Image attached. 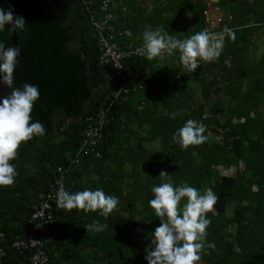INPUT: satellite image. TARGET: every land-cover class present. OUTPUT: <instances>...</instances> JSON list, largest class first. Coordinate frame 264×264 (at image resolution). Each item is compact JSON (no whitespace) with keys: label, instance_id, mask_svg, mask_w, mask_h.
<instances>
[{"label":"trees","instance_id":"trees-1","mask_svg":"<svg viewBox=\"0 0 264 264\" xmlns=\"http://www.w3.org/2000/svg\"><path fill=\"white\" fill-rule=\"evenodd\" d=\"M101 1L0 0V8L26 21L27 31L15 32L13 47L21 55L13 87L39 86L31 122L46 128L44 136L20 145L12 161L16 182L0 187V264H31L35 248L12 242L33 235L30 215L38 195L48 191L60 168L65 190L99 188L120 202L107 219L53 203L51 241L43 244L50 264H147L160 225L148 201L151 188L163 182H187L202 193L211 188L218 197L207 214L205 240L216 247L206 249L199 264H264V48L255 44L264 37V0H150V7L146 0H109L115 15L109 42L120 48L124 42L116 34L128 26L136 36L158 25L181 40L204 30L206 2L230 15L215 32L227 26L235 34L234 40L225 36L218 58L201 62L195 72L183 68L178 52L158 71L152 62L125 59L126 101L124 94L111 95L114 69L99 64L94 22L103 19ZM179 7L188 16L177 15ZM11 37L6 26L0 42L10 47ZM11 91L6 86L1 100ZM101 109L110 120L99 131L100 157L76 155L87 119ZM189 119L206 125L207 140L181 150L173 134ZM161 172L169 176L159 177Z\"/></svg>","mask_w":264,"mask_h":264},{"label":"clouds","instance_id":"clouds-1","mask_svg":"<svg viewBox=\"0 0 264 264\" xmlns=\"http://www.w3.org/2000/svg\"><path fill=\"white\" fill-rule=\"evenodd\" d=\"M193 3L191 2L190 5L193 6ZM211 8H218L221 13L227 15L221 7L212 6L210 2H206L204 11ZM113 9L112 6V13ZM121 9L123 14H126L127 8L122 6ZM179 13L188 16L182 7L176 11L177 15ZM114 17L115 15L113 19ZM113 19L110 21L111 25ZM6 26H10L11 32L27 31L23 17L14 19L11 11L0 8V33L4 32ZM129 27L124 29L127 30L124 37L117 39H122L123 45L129 42L143 44L140 49L143 55L131 57L152 62L154 70L157 71L169 63L170 56L178 52L183 68L187 72H195L201 66V62H212L219 57L225 43V36L235 39L233 30L227 26L221 33L202 30L182 40L159 29L158 25L154 29L149 26L136 36L130 33ZM20 55L21 48H6L5 43L0 42V84L12 89L6 98L0 100V187L11 186L16 182L18 172L12 161L17 158L20 145L34 137H42L46 134V128L41 122H31L34 104L40 98L39 86L25 83L22 89L13 87L16 79L14 70L18 66ZM174 63L178 62L174 61ZM148 73H150L149 70L145 69V78L149 77ZM123 74L125 86L129 91L124 61ZM113 90L114 85H112L111 95ZM144 106L145 102L141 101L138 108L143 109ZM170 118L175 119L176 114L171 113ZM206 130V125L202 122L189 119L173 134V140L181 150H187L190 146L201 145L207 140ZM168 176L165 172L159 175V177ZM151 192L154 198L149 200L148 204L154 210L155 216L159 218L160 225L152 233V248L145 256L147 264H199L201 254L205 253L206 249L215 250L216 247L214 243H205V240L208 235L206 230L211 224L207 214L213 211L218 200L217 195L211 188L205 189L202 193L187 182L180 185L163 182L154 185ZM119 202L117 196L108 195L99 188L94 191L85 189L70 192L60 187L56 199L57 206L62 209L68 211L77 209L86 213L98 212L105 219L118 207Z\"/></svg>","mask_w":264,"mask_h":264},{"label":"built area","instance_id":"built-area-1","mask_svg":"<svg viewBox=\"0 0 264 264\" xmlns=\"http://www.w3.org/2000/svg\"><path fill=\"white\" fill-rule=\"evenodd\" d=\"M101 9L104 12L103 19L94 22V28L99 34L100 43V56L99 64H107L114 69V75L108 76L111 79L114 90L112 95L116 98L120 94H124L121 98L123 101L127 100L128 89L125 86V79L123 74V61L131 56H142L143 53L140 51L142 48L141 44L129 42L119 47L114 41L109 42L114 38V32L111 27L110 21L113 19L112 6L109 4V0L101 1ZM230 19V15H224L218 8H211L204 11V24L205 29L210 33H216L215 29L219 26L222 20ZM93 19V17H92ZM91 19V20H92ZM127 33V30L117 32V38H122ZM107 35V36H106ZM178 78V75L176 76ZM108 110L101 109L96 116H91L87 119V125L84 129V139L77 151L76 155L81 153L85 155H94L100 157L98 151H96V143L100 130L105 124L109 122ZM74 164H79L77 159H73ZM59 175L55 177L53 183L47 192L38 195L37 204L34 207V211L30 215V221L33 223V235L27 240L16 239L12 242V246L15 248L23 247L35 248L32 255H30L31 264H50L49 257L43 249V244L51 241V230L49 225L54 223V218L50 212L53 203H56L57 193L60 187H64V177L62 168L58 169ZM2 233L0 232V236ZM2 250H0V257L2 256Z\"/></svg>","mask_w":264,"mask_h":264},{"label":"rangeland","instance_id":"rangeland-1","mask_svg":"<svg viewBox=\"0 0 264 264\" xmlns=\"http://www.w3.org/2000/svg\"><path fill=\"white\" fill-rule=\"evenodd\" d=\"M169 18V17H168ZM170 19H173V21H174V17L171 15V18ZM176 21H178V19H176ZM157 24V23H156ZM177 24H179V22L177 23ZM172 25V23H169V27ZM256 34V33H255ZM255 44L256 45H258V46H260V47H262V48H264V37H262V38H260L259 36H257V39L255 40ZM251 49V51L252 52H255L256 50H254L253 49V47H251L250 48ZM255 53H257V51L255 52ZM194 89H195V91L197 92V94H199L200 95V89H199V87H194ZM225 100L223 99V102H224ZM210 105H211V103H210Z\"/></svg>","mask_w":264,"mask_h":264},{"label":"water","instance_id":"water-1","mask_svg":"<svg viewBox=\"0 0 264 264\" xmlns=\"http://www.w3.org/2000/svg\"><path fill=\"white\" fill-rule=\"evenodd\" d=\"M11 12H12V14L14 16V12H13L12 9H11ZM14 19H15V17H14ZM11 34H12V37H11L12 44L10 45V47H13L15 45V42H16L17 38H16L15 31L11 32ZM5 87H6V85L0 84V100H1V97L3 95V91H4Z\"/></svg>","mask_w":264,"mask_h":264},{"label":"crops","instance_id":"crops-1","mask_svg":"<svg viewBox=\"0 0 264 264\" xmlns=\"http://www.w3.org/2000/svg\"><path fill=\"white\" fill-rule=\"evenodd\" d=\"M165 2H166V0H165ZM152 3V2H151ZM150 3V0H146L145 1V4L148 6V7H150L152 4ZM170 3V2H169ZM137 4V3H136ZM164 4V3H163ZM166 4V3H165ZM154 22V21H153ZM152 22V23H153ZM155 23V22H154ZM149 74V73H148Z\"/></svg>","mask_w":264,"mask_h":264}]
</instances>
